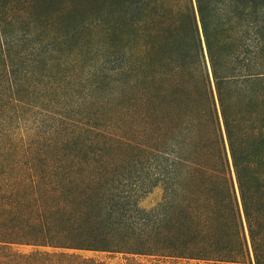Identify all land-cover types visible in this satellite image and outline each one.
Returning a JSON list of instances; mask_svg holds the SVG:
<instances>
[{"label":"trees","instance_id":"trees-1","mask_svg":"<svg viewBox=\"0 0 264 264\" xmlns=\"http://www.w3.org/2000/svg\"><path fill=\"white\" fill-rule=\"evenodd\" d=\"M86 253L264 264V0H0V264Z\"/></svg>","mask_w":264,"mask_h":264},{"label":"rangeland","instance_id":"rangeland-1","mask_svg":"<svg viewBox=\"0 0 264 264\" xmlns=\"http://www.w3.org/2000/svg\"><path fill=\"white\" fill-rule=\"evenodd\" d=\"M160 196V191H156L155 193L149 195L145 200L142 201L141 205L143 207H151L158 201ZM86 256L90 257H98L103 260H105L108 264H126V261L122 257H116V258H108L104 254H94V253H86Z\"/></svg>","mask_w":264,"mask_h":264}]
</instances>
